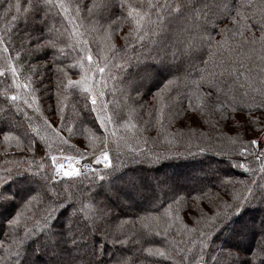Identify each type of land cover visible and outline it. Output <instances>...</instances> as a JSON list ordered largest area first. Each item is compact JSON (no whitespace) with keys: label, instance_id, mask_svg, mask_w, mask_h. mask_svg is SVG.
<instances>
[{"label":"snow or ice","instance_id":"1","mask_svg":"<svg viewBox=\"0 0 264 264\" xmlns=\"http://www.w3.org/2000/svg\"><path fill=\"white\" fill-rule=\"evenodd\" d=\"M21 13L31 24V27L26 25L28 30L23 36L18 35L16 27ZM82 19L89 22L85 32L80 31L84 25L76 22ZM0 20L4 22L0 27V77L10 78L14 85L0 93V134L5 142L15 139L16 147L21 149L16 155L25 157L22 162H15L14 169L6 168L0 175V202L11 198L10 192L2 186L14 173L27 172L39 178L38 187L27 195L8 220L12 232L18 235L23 231L25 237L30 238L43 237L48 246L45 250L51 254L64 252L69 257L68 264H94L103 254L102 244H92L94 234L98 233L107 241L111 236V243L124 245L130 241L123 228L138 223V234L161 236L165 245L155 250L143 249L147 253L146 259L160 257L170 260L166 249L173 245V252L180 254V264H240L239 253L233 249L217 246L211 254L209 252L216 230L250 200L258 195L264 197V138L245 140L241 131L244 126L238 122H235L234 134L226 138L229 141L227 152L221 155L226 156L233 167L244 169L253 176L257 173L250 162H259L260 179L234 181L231 177L222 178V185H232L234 189L239 186L231 196V203L224 202L223 210L206 216L200 209L195 226L189 227L185 222L190 216L188 197L176 195L167 206L164 203L154 205L151 212L135 221L120 220L114 227L109 225L108 229H102L100 224L109 216L94 205L97 204L98 189L111 192V180L119 171L114 160L120 159L122 149L128 143L127 137L118 136L115 128L110 130V125L120 124L125 131L142 133L155 124L160 132H165V121L171 124L182 115L180 110L172 111L176 104L182 106L185 114L219 115L217 123H220L228 119L229 110L232 113L244 110L234 92L236 85L244 89L241 100L250 93L256 94L247 111L264 109V0H90L89 3L83 0L72 3L68 0H0ZM57 20L61 21L62 27L57 26ZM124 28L126 31L121 37L124 44L117 47L114 37ZM86 33L91 34L92 39H85ZM97 34L103 47L100 44L93 47ZM149 43L160 48L157 56H151L149 52L145 57L146 61L151 57L152 62L141 63L137 56L135 76L108 77L124 85L125 92L136 93V96L128 94V101L138 104L141 111L148 109L147 120L133 123L138 116L135 108L128 107L126 112L117 110L106 99L108 85L104 74L113 67L117 70L125 67V63H116L118 53L123 51L124 55L119 58L127 62L128 50L135 53L137 44L143 50ZM49 49L53 52L50 57ZM69 52L75 55L69 56ZM41 56L46 59L34 65L32 61H39ZM59 57L70 58L72 63L65 65ZM41 68L51 69L56 80H51L47 71L41 73ZM71 68L79 69L76 79L69 74ZM165 73L167 78H163ZM193 75L196 79H190ZM22 76L23 81L20 80ZM157 76L161 77L160 83L151 92L149 107L143 100L144 93L138 89ZM45 79L49 80L47 85ZM241 79L244 83H240ZM181 85L187 91H181ZM53 87L61 91L78 89L84 104L78 106L76 121L70 126L64 109L60 107L59 94L52 93L57 96L54 115L59 116L60 123L53 127L45 120V126L54 133L53 137H47L40 135L41 129L32 127L31 118L21 104L33 109V105H38L43 98L41 94L48 93ZM256 97L259 103L255 102ZM33 110L40 112L41 109L37 106ZM21 117L28 123L25 124ZM259 119L247 118L252 124L258 123ZM205 123L210 120L205 119ZM74 138L76 143H73ZM220 138H224L223 131ZM77 143L81 146L78 147ZM199 151L203 153L205 149ZM132 152L139 153L149 163L160 159L159 156L153 159L138 146ZM37 153L42 162L36 164V171L31 166H23L29 165V155L34 162ZM9 154L5 149L3 156ZM45 161H50L47 167ZM96 179L109 183L107 186L101 183L95 191L86 194L82 190L85 181L91 190ZM192 199H204L203 191L201 196ZM85 200L89 203L85 204ZM61 209L68 215L64 231L58 233L53 224ZM120 235L125 239H120ZM175 237H180L186 246L180 247ZM184 237L189 239L185 241ZM22 245L23 238L13 242L17 249ZM5 252L20 256L19 250L12 254L11 248H5ZM262 257L264 237L246 264H258ZM0 264H12V260L7 255L2 256ZM112 264H135V260L121 257Z\"/></svg>","mask_w":264,"mask_h":264},{"label":"trees","instance_id":"2","mask_svg":"<svg viewBox=\"0 0 264 264\" xmlns=\"http://www.w3.org/2000/svg\"><path fill=\"white\" fill-rule=\"evenodd\" d=\"M23 2V0H22ZM69 3L74 0H68ZM85 3H89L90 0H83ZM10 19V17H9ZM115 19V17H112ZM78 24H83L84 27L80 28L81 32H85V29L89 27L87 20L76 21ZM3 20H0V27H3ZM58 27H62L60 20L56 21ZM101 23H106L101 21ZM31 27L29 21L23 19V13H21V19L17 22L16 27L18 29V35L23 36L26 28ZM70 28L71 26L68 25ZM126 28L118 32L113 42L120 47L124 44L121 39ZM35 35V33H33ZM215 35V33H213ZM85 39H92L91 34L86 33ZM218 38V37H217ZM96 44H100L99 34H97L93 47ZM103 47L102 44H100ZM48 56L50 57L53 52L51 49L47 50ZM149 52L151 56H157L160 52V48L149 43L148 47L141 50L139 45H136V52L133 53L131 50L127 51V62L122 61L119 57L123 56V51L117 54L116 63H125V67L121 70H117L113 67L110 72L106 71L104 78L107 80L106 99L111 102V106L114 109L127 111L128 107L136 109L138 116L133 119V123L137 121L147 120L146 115L147 108L141 111L138 104H133L131 101L126 99L128 94L136 96L135 92H125L124 85H121L118 80L113 81L109 79V75L121 77L122 75L131 74L135 76L136 73V57L139 56L140 62H152L151 57L145 60ZM75 55L74 52H69V56ZM170 55V53H169ZM46 57L41 56V59L33 60L32 63H42ZM63 60L65 65H70L72 60L70 58ZM177 63H180L178 60ZM47 73L50 79L55 81L56 76L52 74V70L40 69L41 73ZM79 72L78 68L69 69V74L72 79L77 78ZM181 75L182 73H177ZM163 78H167V74H164ZM99 79V74H97ZM160 76L156 79L145 82L142 88H139L140 93H144L143 100L148 102L149 107L151 106L152 95L151 92L156 90L159 86ZM190 79H196L193 75ZM23 81L24 77H20ZM44 83H49L48 79H45ZM240 83H244L241 79ZM14 85L11 83L10 78L0 77V93H3L9 88H13ZM181 91H187V89L181 85ZM206 90V86H205ZM234 92L237 96L243 111H237L232 113L230 110L227 113L228 119L221 121L219 115H212L209 117H202L199 113L193 114L183 113V108L180 104H176L172 111L175 112L180 110L182 115L177 117L171 124H166V131L160 132L159 126L153 124L148 127L147 131L138 132L133 130L125 131L120 124L110 125L109 128L112 130L115 128L118 136H126L128 139L127 145L122 149L119 160H114L119 171L111 180V192H104L98 189L99 194L95 196L97 202L95 206H99L109 216L107 221L100 224L102 229H108L109 225L115 226L120 220H131L135 221L139 216L145 215L153 210L154 205L164 203L167 206L171 202V199L176 195L187 196V204L190 206V216L185 218V222L189 227H193L194 221L200 216V209L206 216H210L215 211L224 209V202L231 203V196L235 190L232 185H222L220 180L224 177H231L234 181H244L246 179H260L259 176V162L251 161V167L256 171V175L245 172L244 169L235 168L231 165L226 156H222V152H227L229 141L226 139L234 134L236 123L244 127L241 129L245 140L252 139L257 131L264 125V109L261 111H247L248 104L252 103V98L255 97V93H250L249 97L241 100L240 96L243 95L244 89L236 85ZM52 93H58L60 97V107L64 109L67 115V122L71 126L75 123L78 106L84 104V99L79 94V90H67L61 91L56 88H51L48 93H42V99L39 104L33 105V109L37 106L40 107V112H36L33 109L27 108L21 104V107L27 113V116L31 118L32 127L41 129L40 135L53 137L54 133L51 129L45 126V120L55 127L60 123L59 116L54 115V111L57 105V96L51 95ZM12 93L9 92V95ZM23 95V91L20 92ZM51 95L49 99L48 96ZM175 95V94H174ZM2 98V96H0ZM29 100L31 97H27ZM256 103H259V98L256 97ZM261 113V114H260ZM193 116V118H191ZM249 116L260 117L259 122L252 124L247 120ZM25 124L28 120L21 117ZM205 119L210 120V123H205ZM79 128V125L76 124ZM223 131L224 138H220V132ZM64 135L68 133L65 130ZM158 137V138H157ZM147 140V143H144ZM220 140H227L228 143L218 145L221 143ZM77 141L73 139V143ZM16 140L11 139L8 142L3 140L2 134H0V175H3L4 169H14L15 162L23 161L25 157L17 156L16 152L20 151V148L16 147ZM77 146L81 145L77 143ZM137 146L140 150L147 153L148 156L153 159L159 156L160 159L155 163H149L139 153H133L132 150L136 149ZM199 148L205 149L203 153H200ZM7 149L9 155L3 156V152ZM208 151V152H207ZM215 153L216 156L210 155ZM71 154V153H69ZM59 155V153H57ZM215 157V158H214ZM29 165H23L25 167L31 166L33 171H36V164L41 163L39 153L36 154L35 161H32V156L27 157ZM45 166L50 164V161H45ZM43 172V170H41ZM38 177H34L31 174L14 173L12 178L6 182L2 187L6 188L11 198L0 202V257L8 256L12 260V264H17L20 260V264H68L69 257L64 252L57 254H51L50 251H46L48 248L43 240V237H25L23 231H20L17 235L8 226V220L14 216L15 212L20 207L23 200L27 195L31 194L35 190L37 185ZM103 184L108 185V181L95 180V185L91 190L87 188V181H85L83 191L86 194H90L91 191H95L96 186ZM264 183V181H262ZM203 191L204 199L193 200L192 197L201 196ZM209 201H212L210 203ZM89 203L85 200V204ZM199 205V209H197ZM35 206V205H34ZM183 215V213H181ZM68 215L64 209L59 210L57 218L54 221L53 229L56 232L64 231L65 217ZM23 221H21V227H23ZM207 226V225H206ZM29 228L32 225H28ZM140 226L139 224H128L123 228V231L128 234L129 243L113 244L111 243V236L108 240H104L98 233L92 236V244L103 245V254L98 257L94 264H112L115 259L124 257L135 260V264H180V254L173 252V245H170L166 252L171 256V259L165 258H148L146 259L147 253L143 252V249L152 248H164V242L161 236H143L138 234ZM262 237H264V197L257 196L255 199L250 200L246 203L238 213H234L227 219L213 234L211 238V251L216 249L217 246L221 248L233 249L239 253L240 264H246L251 254L256 250ZM23 238V245L17 249L13 246L14 241H20ZM120 239H125V236L120 235ZM169 239H173L170 237ZM189 237H184L183 240H188ZM177 244L180 247L186 245L181 243L180 237H175ZM191 247V245H187ZM5 248H11V253L14 254L18 250L20 256H13L5 252ZM39 249V251H37ZM258 264H264V257L260 258Z\"/></svg>","mask_w":264,"mask_h":264},{"label":"rangeland","instance_id":"3","mask_svg":"<svg viewBox=\"0 0 264 264\" xmlns=\"http://www.w3.org/2000/svg\"><path fill=\"white\" fill-rule=\"evenodd\" d=\"M261 114V113H260ZM191 118H193V120H195V118L193 117V116H191ZM264 118V117H263ZM264 132V125L262 126V128H260L258 131H257V133L252 137V139H254V138H260V136H261V134ZM221 141V143H219L218 145H223V144H226V143H228V141L227 140H220ZM201 148H199V150H200ZM208 152V151H207ZM210 155L213 157V156H216L215 155V153H213V154H211L210 153ZM217 157V156H216ZM215 158V157H214ZM218 158V157H217Z\"/></svg>","mask_w":264,"mask_h":264},{"label":"bare ground","instance_id":"4","mask_svg":"<svg viewBox=\"0 0 264 264\" xmlns=\"http://www.w3.org/2000/svg\"><path fill=\"white\" fill-rule=\"evenodd\" d=\"M260 138H264V132L261 134Z\"/></svg>","mask_w":264,"mask_h":264}]
</instances>
